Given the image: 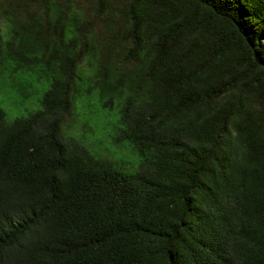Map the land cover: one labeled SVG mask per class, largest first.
I'll return each mask as SVG.
<instances>
[{
    "label": "trees",
    "instance_id": "1",
    "mask_svg": "<svg viewBox=\"0 0 264 264\" xmlns=\"http://www.w3.org/2000/svg\"><path fill=\"white\" fill-rule=\"evenodd\" d=\"M5 91L0 264H264V0H0Z\"/></svg>",
    "mask_w": 264,
    "mask_h": 264
},
{
    "label": "rangeland",
    "instance_id": "2",
    "mask_svg": "<svg viewBox=\"0 0 264 264\" xmlns=\"http://www.w3.org/2000/svg\"><path fill=\"white\" fill-rule=\"evenodd\" d=\"M80 104L77 108H74L73 119L69 128L64 130L66 138H74L78 140L82 145L87 147L92 152L100 153L107 149L110 152V156L119 166L123 167L124 171L131 170L132 157L127 151L126 146L122 147L121 150L117 149L116 146L112 145L107 136V131L111 130V124H107L104 129L102 128L103 123L98 122L97 132L94 122L88 119V116L83 113V108L88 110L89 104ZM30 101L20 104L17 94L13 91H5L3 96H0V106L3 107L9 114V116H20L26 114L27 109H32ZM92 109H98L96 105H92ZM91 111L89 110V113ZM91 114V113H90ZM113 117V116H112ZM110 118V117H108ZM114 119V117H113ZM113 119H111L113 121Z\"/></svg>",
    "mask_w": 264,
    "mask_h": 264
}]
</instances>
